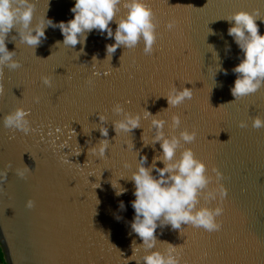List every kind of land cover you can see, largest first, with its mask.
Listing matches in <instances>:
<instances>
[{"label": "water", "instance_id": "1", "mask_svg": "<svg viewBox=\"0 0 264 264\" xmlns=\"http://www.w3.org/2000/svg\"><path fill=\"white\" fill-rule=\"evenodd\" d=\"M8 264H264V0H0Z\"/></svg>", "mask_w": 264, "mask_h": 264}, {"label": "trees", "instance_id": "2", "mask_svg": "<svg viewBox=\"0 0 264 264\" xmlns=\"http://www.w3.org/2000/svg\"><path fill=\"white\" fill-rule=\"evenodd\" d=\"M0 264H8L6 259H5V254L3 252L2 245L0 243Z\"/></svg>", "mask_w": 264, "mask_h": 264}, {"label": "flooded vegetation", "instance_id": "3", "mask_svg": "<svg viewBox=\"0 0 264 264\" xmlns=\"http://www.w3.org/2000/svg\"><path fill=\"white\" fill-rule=\"evenodd\" d=\"M4 252V251H3Z\"/></svg>", "mask_w": 264, "mask_h": 264}]
</instances>
